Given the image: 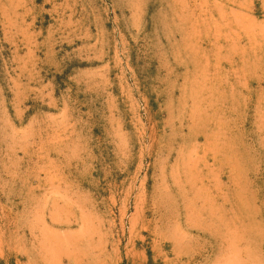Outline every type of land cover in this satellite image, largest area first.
Here are the masks:
<instances>
[{"label":"rangeland","instance_id":"rangeland-1","mask_svg":"<svg viewBox=\"0 0 264 264\" xmlns=\"http://www.w3.org/2000/svg\"><path fill=\"white\" fill-rule=\"evenodd\" d=\"M0 264H264V0H0Z\"/></svg>","mask_w":264,"mask_h":264},{"label":"bare ground","instance_id":"bare-ground-1","mask_svg":"<svg viewBox=\"0 0 264 264\" xmlns=\"http://www.w3.org/2000/svg\"><path fill=\"white\" fill-rule=\"evenodd\" d=\"M164 211H165V210H164ZM50 243H51V242H50ZM44 247H45V246H44ZM60 248H61V247H60ZM46 249H47V248H46ZM46 249H45V250H46ZM47 250H48V249H47ZM58 250H59V249H58ZM60 250H61V249H60ZM76 252H77V251H76ZM49 253H50V252H49ZM51 253H52V252H51ZM57 253H58V252H57ZM30 257H32V256H30ZM30 257H29V259H30ZM32 259H33V258H32Z\"/></svg>","mask_w":264,"mask_h":264}]
</instances>
